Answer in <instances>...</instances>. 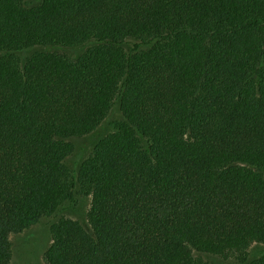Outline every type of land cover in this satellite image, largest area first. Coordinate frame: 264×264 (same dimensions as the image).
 Instances as JSON below:
<instances>
[{"label":"trees","instance_id":"obj_1","mask_svg":"<svg viewBox=\"0 0 264 264\" xmlns=\"http://www.w3.org/2000/svg\"><path fill=\"white\" fill-rule=\"evenodd\" d=\"M82 193L46 264H264V0H0V264Z\"/></svg>","mask_w":264,"mask_h":264},{"label":"rangeland","instance_id":"obj_2","mask_svg":"<svg viewBox=\"0 0 264 264\" xmlns=\"http://www.w3.org/2000/svg\"><path fill=\"white\" fill-rule=\"evenodd\" d=\"M120 117L118 107L112 112L104 123L93 133L75 140V152L68 158L72 167L76 168L80 162L90 154L96 142L113 128V120ZM90 197L82 193L74 202L63 203L49 217H44L39 223L21 233L11 235L12 257L8 264H46L44 252L51 243V226L62 216L85 220L89 207ZM249 255L255 257L264 251V247L253 244L249 248ZM208 264H237L235 257L219 258L209 254H199Z\"/></svg>","mask_w":264,"mask_h":264}]
</instances>
